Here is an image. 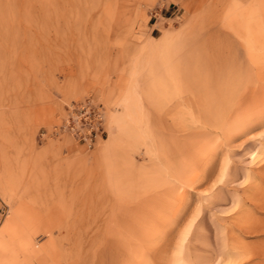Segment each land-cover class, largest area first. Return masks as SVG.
Returning <instances> with one entry per match:
<instances>
[{"label": "rangeland", "instance_id": "374dc122", "mask_svg": "<svg viewBox=\"0 0 264 264\" xmlns=\"http://www.w3.org/2000/svg\"><path fill=\"white\" fill-rule=\"evenodd\" d=\"M0 261L264 264V0H0Z\"/></svg>", "mask_w": 264, "mask_h": 264}, {"label": "built area", "instance_id": "2783aa9c", "mask_svg": "<svg viewBox=\"0 0 264 264\" xmlns=\"http://www.w3.org/2000/svg\"><path fill=\"white\" fill-rule=\"evenodd\" d=\"M52 132L67 133L77 141L92 146L98 138L107 134L103 104L91 96L73 102Z\"/></svg>", "mask_w": 264, "mask_h": 264}, {"label": "bare ground", "instance_id": "6f19581e", "mask_svg": "<svg viewBox=\"0 0 264 264\" xmlns=\"http://www.w3.org/2000/svg\"><path fill=\"white\" fill-rule=\"evenodd\" d=\"M127 108V107H126ZM131 111V110H130ZM127 112H129V111H127ZM128 114H130V113H128ZM122 117V116H121ZM129 117V116H128ZM129 133V132H128ZM112 134H113V132H112ZM114 135V134H113ZM111 137V136H110ZM117 137V136H116ZM113 140V139H112Z\"/></svg>", "mask_w": 264, "mask_h": 264}, {"label": "crops", "instance_id": "0c3cea01", "mask_svg": "<svg viewBox=\"0 0 264 264\" xmlns=\"http://www.w3.org/2000/svg\"><path fill=\"white\" fill-rule=\"evenodd\" d=\"M0 264H1V261H0Z\"/></svg>", "mask_w": 264, "mask_h": 264}]
</instances>
